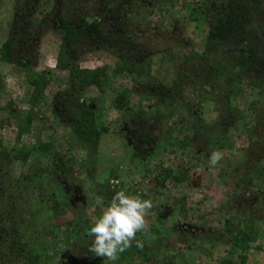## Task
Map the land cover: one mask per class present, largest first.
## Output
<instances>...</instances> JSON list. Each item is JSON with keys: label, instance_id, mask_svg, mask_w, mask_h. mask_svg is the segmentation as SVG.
<instances>
[{"label": "trees", "instance_id": "16d2710c", "mask_svg": "<svg viewBox=\"0 0 264 264\" xmlns=\"http://www.w3.org/2000/svg\"><path fill=\"white\" fill-rule=\"evenodd\" d=\"M135 2L132 0L87 1L88 5L93 4L100 11L111 13V19L116 20L117 23L112 27L119 26L122 33L118 35V41L116 39L115 46H113V41L106 34V28H103L96 20L87 21L79 8L81 3L75 0H13L14 12L8 27V35L4 41L0 42V98L3 92L1 77L3 68L8 67L17 72H26L28 73L26 80L28 91L24 102L31 113L24 115L17 113L16 110L13 112L10 100L8 101L6 96L3 97L4 100L6 97L8 103L4 110L0 108V112L10 111V118L18 123L16 142H22L23 138H26L24 141L29 140L27 135L31 130L32 117L34 116L33 118L37 120L35 111L43 104L44 90L49 81L53 80L51 76L53 71L37 72L35 67L40 38L47 30H55L62 32L60 52L57 56V72L66 71L68 77L65 81V88L56 93L49 109L58 125L69 129L71 140L86 148V167L83 170L87 179H94L92 156L98 150L101 136L108 134V129L99 124L96 119L94 101L83 97L91 88L108 99L112 110L125 114L129 120L134 122L135 126L131 131L136 134L132 145L134 149L132 158L135 160L136 170L142 173L140 166L145 163L148 167L154 158V161L158 159L160 162L164 149L160 147L156 152L155 145L158 147V144L154 145V142L157 140L151 135L154 127L149 125L145 128L140 124L141 120L147 123L151 120L139 109L136 97L140 95V92L132 87L131 89L121 87L111 96H107L108 88L116 79L124 75L129 78L134 75L147 76L148 70L144 64L156 55L166 57L170 53L166 51L150 54V56L145 55L140 58L141 60L133 56L131 50L143 45L139 36L143 32L142 27L128 18L129 14L134 11ZM192 9L194 14L198 13L206 18L208 23L201 54L197 55L192 52L188 55L183 64L177 67L176 80L170 87L157 83L151 86V89L141 88V92L146 91L147 96L153 95L151 98L157 105L173 106V108L175 100H183V96L180 95L184 94L185 90L197 86L204 88L208 83L216 88L220 85L221 89L224 88L222 100L227 106L240 83L244 85V90L250 92L247 94L248 97L259 95L258 91L264 85V10L261 9V2L259 0H204L203 7L198 8V10L202 9V12H198L196 7ZM115 14L117 16H114ZM196 15L193 20L197 18ZM152 38L153 36L148 39ZM177 39L179 41V38ZM169 47L167 45V48ZM84 48H87L89 53L112 54L116 64L111 72L108 73V67L94 70L81 69L77 65L76 55L78 50L83 52ZM198 60L204 61L202 65L204 64L205 68L202 70L198 63L192 62ZM218 60H223V64L218 63ZM147 82H152L150 76H147ZM189 107L193 108L190 102ZM136 108L138 111L134 112ZM163 116L161 113L158 115L159 118ZM198 124L194 128L193 141L196 142L194 146L204 150L208 144H204L207 140H203L201 135L199 137L203 127L201 123ZM37 127L41 128L37 125L35 129H38ZM140 128L143 132L137 134ZM128 133L127 138L130 137ZM24 135L26 136L23 137ZM160 138L164 140V143H169L170 134ZM136 141H141V143ZM257 146L251 145L249 150L260 149V146L258 148ZM55 154L52 145L43 137L33 145L23 142L18 150L4 148L0 142V264H76L80 256L87 258L86 264L107 263L89 251L93 239L88 234L81 233L78 223L75 221V224L74 221L66 219L64 212L61 211L62 205L68 203L67 198L72 193L67 189L68 186L76 183L71 180V173L75 166L67 163L63 157H56ZM252 155L255 157H251L249 161L250 170L257 168L258 175L264 179V166H262L264 150L263 152H252ZM51 156V164L41 163L37 165V168L36 164L33 165L32 169H36L34 171L36 173H25L18 178L14 176L12 166L16 161L21 162L22 165L29 158L46 161ZM159 170L156 176L148 180L153 193L167 188L169 179L177 183L185 181L184 176L178 175L179 173L173 175L171 170L161 166ZM119 173L121 174L120 171ZM35 179L45 180L47 187L52 189L49 200H46L43 194L29 193V188ZM111 186L115 184L107 183L105 186L103 197L106 201H111L115 195L113 192L109 194ZM240 195L236 197L237 199L233 198L236 206L242 205L246 200L249 207L258 202L257 197L252 193L247 197ZM236 209L238 210V207ZM186 212L183 206L174 207L171 214L184 217ZM244 215H247V222H244L242 226L234 227L226 222L222 230H212L208 233L207 237L211 238L215 244L228 245L230 254L231 252L236 253L235 259L229 254L230 257L226 259L224 257L221 264H249V257L246 253L250 249V244L259 239L264 241V215L259 219L252 215ZM71 227L72 231L68 230ZM175 227L174 223L166 225V236L163 235L161 238L156 237L158 236L156 231L147 235L139 232L141 239H138L136 235V241H139L143 247L137 248L136 241H133V246L122 253L115 264H173L171 255L164 257L161 263L158 262L161 241L163 245H166V249L175 253V244L185 243L186 246L193 248L195 242L198 243L204 238L197 230L188 229L187 234L181 237L182 240L177 239L178 233L175 232ZM64 228L67 230L62 232L61 229ZM46 234L50 235L48 250L43 248ZM229 236L231 240L228 239ZM145 237L146 240H144ZM227 239L228 242H232L228 243ZM64 250L70 251L71 254L66 255ZM236 251L240 253L237 254ZM64 254L65 259L55 261L57 255L65 256Z\"/></svg>", "mask_w": 264, "mask_h": 264}, {"label": "rangeland", "instance_id": "374dc122", "mask_svg": "<svg viewBox=\"0 0 264 264\" xmlns=\"http://www.w3.org/2000/svg\"><path fill=\"white\" fill-rule=\"evenodd\" d=\"M259 1L261 9L264 10V0ZM133 5H135L134 11L128 18L142 27L144 35L154 37L159 31H163L166 35L176 36L181 43L174 46L168 56L156 55L144 64L148 70L147 76L152 78L151 83L147 82L145 75H134L130 78L124 75L112 82L107 90V96H111L121 87L130 89L132 87L140 92V95L136 97L139 109L151 119L148 123L141 120L140 124L145 128L149 125L154 127L151 135L157 140L154 142V145L158 144V147L155 145L156 152L160 147L164 149L160 162L158 159L154 161V158L148 167L145 163L139 164L142 166H140L142 173L136 170L135 160L132 158L134 149L126 136L135 126L134 122L125 114L112 110L108 99L91 88L83 97L94 101L96 119L99 124L108 129V134L101 136L98 150L92 156L94 179H87L83 170L86 167V148L71 140L69 129L66 126H59L49 109L56 93L65 88L68 77L66 71L57 72V56L60 52L62 32L55 30H47L40 38L36 71L51 70L54 73L51 75L53 80L49 81L44 90L43 104L35 111L37 120L33 118L34 116L32 117L31 130L27 135L29 140L24 141L26 138H23L22 142H16L18 123L10 118V111L5 110L0 112V142L4 148L18 150L23 142L33 145L43 137L52 145L56 157H63L67 163L75 166L71 173V180L76 183L68 186L67 189L72 193L67 198V206L62 205L61 211L64 212L66 219L78 223L81 233L88 234L96 218L101 216L110 205L111 201H106L103 195L107 183H112L115 186L110 187L109 194L112 192L116 194L122 190L127 194L152 201L153 207L149 215L145 217L146 227L140 231L141 233L147 235L156 231L158 232L156 237L161 238L163 235L166 236L165 226L174 223L176 224L174 230L178 233L177 239L186 235L188 229L197 230L201 237H204L200 242H195L193 248L186 246L185 243L175 244V253L166 249V245L162 244L163 241H159L161 248L158 252V262H162L164 257L171 255L173 264H221L224 257L225 259L230 257L229 246L215 244L211 238L207 237L208 233L212 230H222L226 222L234 227L242 226L244 222H247V215L244 214L252 215L257 219L264 215V179L258 175L257 168L251 171L249 164L251 157H255L252 152L264 150V85L259 89V95L248 97L247 94L250 92L244 90V85L240 83L232 94V100L228 106L222 100L224 88L221 89V85L216 88L209 83L204 88L197 86L185 90L184 94L180 95L183 96L184 101L175 100L174 108L157 105L151 98L153 95L147 96L148 93L141 92V88L151 89V86L157 83L170 87L176 80L177 67L183 64L188 55L192 52L201 54L208 23L206 18L198 13L194 14L192 8L196 7L198 12H202V9L198 10V8L203 7L204 0H149L148 6L137 3ZM13 10V0H1L0 42L7 38ZM195 15L197 18L193 20ZM76 57L77 65L81 69L94 70L108 67V73H110L116 64L112 54L105 52L83 53L78 50ZM222 61L218 60V63L223 64ZM192 62L198 63L200 70L205 68L204 64L202 65L204 61ZM27 74L23 71H14L13 68L7 69V67L2 70L1 109L6 108L7 97L11 108L14 109L13 112L16 110L19 114H31L24 102L28 91ZM4 96H6L5 100ZM189 102L193 104L192 109L189 107ZM137 111L138 108L134 112ZM159 113L164 115L163 118L158 117ZM153 118L155 119L152 120ZM198 123H201L203 127L199 137L201 135L203 140H207L204 144H208L204 150L194 146L196 144L193 141L194 128L199 125ZM37 125L41 128L35 129ZM141 132L143 130L140 128L137 134ZM168 133L170 134L169 143H164L160 137ZM251 145H258L257 148L260 146V149L249 150ZM179 147L180 150H178ZM213 152H219L222 156L216 166H212L209 162ZM51 158L52 156L46 161L29 158L22 165L21 162L16 161L12 166L13 174L18 178L25 173H36L34 172L36 169H32L33 165L36 164L37 168V165L41 163L51 164ZM160 166L171 170L173 175L179 173L178 175L184 176L185 181L177 183L169 179L167 188L153 193L148 180L160 172ZM51 190L47 187L45 180L35 179L29 188V193L43 194L42 196L47 200ZM250 193L254 194L258 200L253 206L249 207L247 200L238 206L233 202L238 195L247 197ZM182 206L187 211L184 217L172 216L174 207ZM235 207H238V210ZM61 230L65 232L67 229ZM68 230L72 231V227ZM46 235L43 248L48 250L50 235ZM136 235L138 239H141L139 232ZM91 238L94 240V237ZM228 239L231 240V236ZM64 252L66 255L71 254L70 251L64 250ZM235 254L233 252L230 254L233 259ZM66 255H57L55 261L65 259ZM246 255L249 257V264H264V241L259 239L250 244ZM87 261V258L80 256L76 264H86Z\"/></svg>", "mask_w": 264, "mask_h": 264}, {"label": "clouds", "instance_id": "9594fccd", "mask_svg": "<svg viewBox=\"0 0 264 264\" xmlns=\"http://www.w3.org/2000/svg\"><path fill=\"white\" fill-rule=\"evenodd\" d=\"M221 159L219 152H213L209 162L216 166ZM152 207L151 200L118 191L88 231V235L94 237L89 251L95 257L106 259L107 264H115L120 255L133 246L136 234L146 227L145 217ZM135 246L143 247L139 241Z\"/></svg>", "mask_w": 264, "mask_h": 264}, {"label": "flooded vegetation", "instance_id": "af4514ba", "mask_svg": "<svg viewBox=\"0 0 264 264\" xmlns=\"http://www.w3.org/2000/svg\"><path fill=\"white\" fill-rule=\"evenodd\" d=\"M76 2H80L81 5L79 6L81 13L83 15V17L87 20V21H97L100 23V25L103 28H106V34L109 36V38L113 41V46H115L114 42L116 43V39L118 38V35H120L122 32L118 27H112V25L116 24L117 22H115L114 20L111 19L112 14L109 12H103L97 9L96 6H94L93 4H89L87 1L88 0H75ZM133 2L136 1L138 4L143 5V6H148L149 5V0H132ZM135 2V3H136ZM127 8V7H126ZM114 16H117L116 14ZM112 28H114L112 30ZM142 34L139 35L142 39V43L143 45L140 47H135L133 48L131 51L133 53V56H137V60H141L140 58H143V56H150V54H157V53H163L166 51H170L174 48V46H178V44H180L181 42L178 41L176 36H172V35H166L163 31H159L158 34H156L152 39H148L149 37H151L148 34H143V32H141ZM176 39V40H175ZM118 41V39H117ZM162 42L166 43L168 45L169 48H167V45H164ZM117 50V48H116ZM115 50V51H116ZM87 48L83 49V53L87 52ZM89 53V52H87ZM130 135V137L127 138L128 142L133 145V143L135 141V132L132 133L129 132L128 133ZM143 137V135L141 136ZM138 143H141V141H136Z\"/></svg>", "mask_w": 264, "mask_h": 264}, {"label": "crops", "instance_id": "0c3cea01", "mask_svg": "<svg viewBox=\"0 0 264 264\" xmlns=\"http://www.w3.org/2000/svg\"><path fill=\"white\" fill-rule=\"evenodd\" d=\"M6 68V67H5ZM4 69V68H3ZM7 69H9L8 67H7ZM53 73H54V71H53ZM59 73V72H58Z\"/></svg>", "mask_w": 264, "mask_h": 264}]
</instances>
